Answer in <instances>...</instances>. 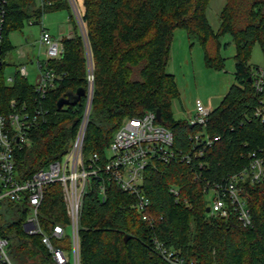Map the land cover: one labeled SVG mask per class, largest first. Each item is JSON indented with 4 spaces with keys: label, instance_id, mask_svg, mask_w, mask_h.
I'll list each match as a JSON object with an SVG mask.
<instances>
[{
    "label": "trees",
    "instance_id": "1",
    "mask_svg": "<svg viewBox=\"0 0 264 264\" xmlns=\"http://www.w3.org/2000/svg\"><path fill=\"white\" fill-rule=\"evenodd\" d=\"M209 0H81L78 28L66 0H6L0 45V114L9 111V101L38 106L41 117L29 129V142L14 153L15 169L21 178L62 155L80 124L85 94L73 104L56 106V101L76 89L87 88L92 76L90 107L82 139V153L101 155L113 132L124 118L158 110L172 133L174 148L185 150L196 128L186 119H174L171 100L178 96L174 76L166 72L168 49L174 29H182L192 44L200 46L206 68L221 70L220 37L230 36L234 46L233 83L207 115L203 131L219 139L205 149L201 167L184 162L155 163L143 174L141 190L148 198V219L133 207L134 197L107 183L104 194L90 181L78 220L79 264H172L154 249L153 241L182 259V264H264V179L239 180L241 197L251 224L241 227L230 214L212 217L206 184L246 167L249 154L264 158V122L254 107L264 109V84L252 86L250 50L257 43L264 57V0H223L214 32L205 18ZM65 9L71 36L61 37V54L41 60L55 75L43 97L33 84L14 72L7 83L1 70L10 49L7 33L23 22L38 24L44 13ZM175 188L179 200L169 193ZM182 199H185L184 203ZM0 233L7 238L13 264H50L37 235L22 229L25 210L11 202L3 204ZM39 224L45 232L54 224L65 225L67 217L57 183L49 184L38 208ZM128 238L123 241V236ZM62 251L69 250L68 238L54 239Z\"/></svg>",
    "mask_w": 264,
    "mask_h": 264
},
{
    "label": "built area",
    "instance_id": "2",
    "mask_svg": "<svg viewBox=\"0 0 264 264\" xmlns=\"http://www.w3.org/2000/svg\"><path fill=\"white\" fill-rule=\"evenodd\" d=\"M41 5L43 0H37ZM71 9L73 18L82 29L81 20L75 0H66ZM6 0H0V45L2 41V24L4 20ZM42 18V17H41ZM40 24L39 36L36 44L43 49L45 59H56L61 54L60 39L50 33ZM34 91L37 96L43 97L48 87L52 86L55 75L45 69L41 60H35ZM25 77L24 66L17 70ZM87 88L84 91L85 103L83 115L76 134L66 151L59 158L47 162L44 166L35 169L29 177L21 178L15 169L14 153L17 149L29 142V129L36 123V117H41V109L36 106L28 110L25 104L17 106L13 99L9 101V111L0 114V220L4 215L3 204L11 202L25 210L23 231L27 235H37L39 242L49 256L50 264H79L78 263V219L82 199L90 187V181L97 182V190L104 194L107 183H113L118 190L133 195L132 207L147 220L148 198L141 190L144 172L155 168V163L184 162L192 167H201L200 160L206 148L211 147L219 139L218 135H208L203 131L206 118L211 109L205 108L195 100L194 111L186 118L189 127L196 128L187 139L189 143L185 150L172 146L171 131L156 120L154 111H144L139 116L124 118L113 132L108 144L109 156L92 152L82 153V139L87 115L90 107L91 81L90 73L86 76ZM7 80L11 81V78ZM264 84V66L253 71L252 86L260 91ZM254 114L264 122L263 107H254ZM259 182L264 179V158L254 153L249 154L245 168L239 172L226 175L216 182L206 184L208 199L207 214L212 217L225 218L232 214L238 224L245 228L251 224L249 209L241 197L239 180ZM57 183L61 190L67 223L54 224L47 232L41 229L38 219V208L45 188ZM175 201L179 200V193L175 188H168ZM185 203L186 200L182 199ZM65 235L68 238L69 250L62 251L53 244L54 239L61 240ZM8 240L0 233V264H13L7 251ZM154 249L158 254L172 264H182L179 256L173 255L163 247L161 242L153 241ZM190 264V263H189Z\"/></svg>",
    "mask_w": 264,
    "mask_h": 264
},
{
    "label": "rangeland",
    "instance_id": "3",
    "mask_svg": "<svg viewBox=\"0 0 264 264\" xmlns=\"http://www.w3.org/2000/svg\"><path fill=\"white\" fill-rule=\"evenodd\" d=\"M75 3L77 10L81 11V0H75ZM222 5L223 0H209L205 9V18L214 32L218 28V14ZM67 14L65 9L46 12L41 18V24L51 32L53 37L59 38L57 37L59 32L67 29ZM39 32L40 24L24 21L19 30L7 33L10 49L2 58L4 64L1 70V75L7 83L11 82L7 79L12 78L20 66H24L27 82L34 84L35 60L45 59L43 49L36 44ZM219 40L223 68L213 70L204 66L202 50L194 40L190 44V40L182 29L177 28L172 31L168 61L165 66L166 72L173 74L178 91V96L172 99L170 104L172 118L186 119L194 110L195 100H198L205 108L215 107L229 85L233 83L234 46L227 34L222 35ZM249 64L257 67L264 66V57L257 43L251 47ZM104 154L109 156L110 151L104 148Z\"/></svg>",
    "mask_w": 264,
    "mask_h": 264
},
{
    "label": "water",
    "instance_id": "4",
    "mask_svg": "<svg viewBox=\"0 0 264 264\" xmlns=\"http://www.w3.org/2000/svg\"><path fill=\"white\" fill-rule=\"evenodd\" d=\"M82 94H84L83 88L76 89V91L74 93H67L66 96L60 97L56 101V106L60 107L63 104H71V105H73L78 100L79 96L82 95ZM154 114H155L156 120L159 123H162V121L160 119V116H159L158 110H155ZM205 212H208V208L207 207H205ZM127 238H128L127 235L123 236V241H125Z\"/></svg>",
    "mask_w": 264,
    "mask_h": 264
},
{
    "label": "crops",
    "instance_id": "5",
    "mask_svg": "<svg viewBox=\"0 0 264 264\" xmlns=\"http://www.w3.org/2000/svg\"><path fill=\"white\" fill-rule=\"evenodd\" d=\"M67 29H66V31H64V32H59V35L57 36V37H59L58 39H60L61 37H69V36H71V25H70V22H69V20H68V15H67ZM45 29H47V28H45ZM48 30V29H47ZM49 31V30H48ZM49 33L51 34V32L49 31ZM51 36H53L52 34H51ZM194 111V110H193ZM193 113V112H192Z\"/></svg>",
    "mask_w": 264,
    "mask_h": 264
}]
</instances>
